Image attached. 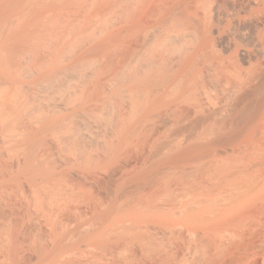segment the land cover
I'll use <instances>...</instances> for the list:
<instances>
[{
    "label": "rangeland",
    "instance_id": "374dc122",
    "mask_svg": "<svg viewBox=\"0 0 264 264\" xmlns=\"http://www.w3.org/2000/svg\"><path fill=\"white\" fill-rule=\"evenodd\" d=\"M122 1L125 0L57 1V16L45 15L41 21L28 25L22 34L10 40L11 54L9 44L5 49L8 52H3L0 264H49L52 254L75 252L88 245L89 240L83 237L87 229L107 230L121 220L147 215L178 220L193 243L202 240L210 244L223 234L226 239H234L240 231L252 247L238 264H264V141L260 145L250 141L247 146L244 143L250 137L246 135L228 141L219 140L218 134L194 136L178 132L170 122L150 134L148 127L153 125L154 118L148 111L145 116L146 106L135 108L131 101L122 100L117 94L118 88H122L120 83L132 74L131 67L144 58L143 54L146 56L147 44L142 38L139 43L130 42L129 47V39L125 41L119 36L107 40L105 46L99 40L101 36L94 35L111 19L117 20L124 7ZM160 25H156L158 29L162 28ZM123 39L129 51L120 46ZM95 41L100 46L96 47ZM53 73L61 79L54 86L47 84L46 77ZM67 78L78 83L72 87L60 83ZM46 117H59L57 126H52L56 132H30L31 121H42L38 125L42 126ZM70 127L74 128L69 130ZM241 142L244 143L240 145ZM197 144L203 147L193 149ZM25 147L39 152L42 165L34 162L28 170L19 167L17 160L26 158ZM189 149L192 150L180 159L165 160L167 155ZM122 166L124 170L119 172ZM107 170L117 173L110 177ZM144 172L141 179L129 178ZM47 173H53L56 184L51 185L52 182L38 195L33 182L44 186L42 180L49 176ZM97 175H103V182L87 187L77 184L81 176ZM145 180L147 183L140 185ZM178 194L177 206L163 210L152 206L156 200ZM246 201L250 203L243 208ZM223 205L231 210L230 219L235 218V209H244L239 227L223 220H203L210 217L211 207ZM176 242L160 233L156 245L165 252ZM201 245L193 248L197 255L203 253L199 250ZM220 253L219 260L225 262L236 257L237 251L226 249ZM188 256L192 260L191 254Z\"/></svg>",
    "mask_w": 264,
    "mask_h": 264
},
{
    "label": "bare ground",
    "instance_id": "6f19581e",
    "mask_svg": "<svg viewBox=\"0 0 264 264\" xmlns=\"http://www.w3.org/2000/svg\"><path fill=\"white\" fill-rule=\"evenodd\" d=\"M57 1L61 0H0V60L5 59L3 55L6 52L9 51V55L11 54L13 41L10 40L22 34L28 25L41 21L45 15L57 16V9L54 8ZM122 2L124 5L121 7H124L117 20L111 19L104 29L100 27L101 31L93 33L101 36L98 39L102 41V45L111 41V38L116 39L119 36L125 41L129 39V47H132L130 42L139 43L142 38L147 44L145 52L146 49L149 51L146 56L143 54L144 58L141 56V59L136 61L137 64L131 67L132 74L123 80L124 84L119 82L122 88L119 87L117 93L120 99L131 101V104L137 106L135 108L146 106L145 116L149 113L148 115L154 118L151 123L153 125L149 123L150 130H146L154 134L162 125L170 122L174 127L176 126L175 130L178 129V132H188L194 136L218 134L219 140L222 141L246 135V138H254H249L246 143L245 141L239 143L240 145L244 143L250 146V141L260 145L264 141V0H134L128 3L125 0ZM159 23L162 25L161 29L156 26ZM124 39L121 44L117 42L122 45V49L128 50L129 48L126 47L128 43H124ZM96 41L93 43L96 44L98 42ZM99 44L97 43L96 47L100 46ZM91 47L95 48L94 45ZM89 66L92 67L93 62L90 61ZM46 77H49L47 84L53 86L61 80L58 73ZM60 83L72 87L78 82L74 83L72 79L67 78L62 79ZM83 84L85 87L88 85L85 81ZM58 120L59 117H46L42 126H38L42 121H31L28 129L35 133H47L49 130L56 132L52 126H57ZM73 128L70 127L69 130ZM223 136L227 137L223 138ZM202 147V144H197L193 149L200 150ZM25 148L28 149L25 153L26 158L24 157L23 161L17 160L19 167L28 170L34 162L42 165L38 161L39 152L36 153L32 147ZM191 150L167 155L165 160L180 159L185 152ZM121 168H118L119 172L124 170L123 166ZM114 170L113 172L107 170L110 177L117 173L116 171L114 173ZM237 171L240 170H235ZM47 174L49 176H43L44 186L40 187L38 183L33 182L36 185L33 187L34 191L38 195L42 189H48L52 182L51 185L56 184L53 181V173ZM144 176L145 172L132 174L129 178L135 181ZM102 177L97 175L82 178L81 176L77 184L80 187H87L86 185L89 184L101 183L104 179ZM144 183H147V180L140 185ZM179 194L178 197L156 200L152 206L160 210L177 206L175 201L180 198ZM249 203L246 201L243 208ZM223 206L211 207L213 210L210 211V217L203 220L208 223L223 220L227 224H235L239 227L244 209L242 207L235 209L236 216L230 219L231 210ZM178 222V220L168 221L158 216L147 215L121 220L107 230L87 229L83 237L89 240L88 245L78 248L75 252L52 254L49 264H190L191 261L197 264H238L240 259L250 253L252 242L240 231H238L239 236L236 237L238 239H226L223 237L226 234H223L220 235V239L210 244L203 243L202 240L193 243L190 235L182 231ZM214 226L210 225L212 228ZM160 233L169 235L178 242L173 243L170 249L163 252L162 247L156 245ZM198 245L202 246L199 249L203 251L201 255L193 251ZM226 249L237 251L236 257H232L229 261H220L222 255L220 252Z\"/></svg>",
    "mask_w": 264,
    "mask_h": 264
}]
</instances>
